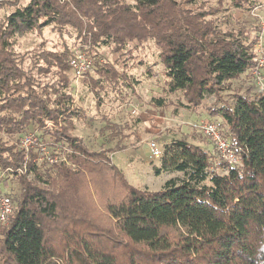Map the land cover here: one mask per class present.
Segmentation results:
<instances>
[{"label":"trees","instance_id":"trees-1","mask_svg":"<svg viewBox=\"0 0 264 264\" xmlns=\"http://www.w3.org/2000/svg\"><path fill=\"white\" fill-rule=\"evenodd\" d=\"M230 1L239 10L255 8L251 0ZM5 5L14 11L0 21V169L9 170L19 196L10 197L13 212L0 224V264H264V94H234L233 106L224 99L233 81L256 68L258 39L243 29L221 30L206 19L210 13L178 0H31L26 6L0 0ZM46 27L72 30L93 52L104 46L118 55L113 64L95 65L96 79L87 78L97 97L103 83L127 80L116 69L118 60L126 57L125 69L132 58L126 47L153 41L169 94L180 93L187 109L205 97L220 104L209 113L222 122L240 164L223 163L219 175L211 172V153L178 141L166 147L154 174L182 179L155 192L128 187L108 150L90 151L73 135L79 113L70 93V53L42 51L27 66L14 53L15 38ZM29 127L49 151L67 145L69 165L38 164L41 150L25 153L10 143ZM87 183L106 185L101 215Z\"/></svg>","mask_w":264,"mask_h":264},{"label":"rangeland","instance_id":"rangeland-1","mask_svg":"<svg viewBox=\"0 0 264 264\" xmlns=\"http://www.w3.org/2000/svg\"><path fill=\"white\" fill-rule=\"evenodd\" d=\"M3 1L4 3L17 1V6H26L31 0ZM178 1L187 9L210 13L206 19L216 23L221 30L243 29L250 40L258 39L261 43L259 48L257 45L254 47L256 62L262 59L264 35L261 34V26L264 24V0H251L255 8L250 11L234 8L230 0ZM13 11L14 8L8 5L0 8V21ZM84 45L89 46L87 43L82 44L72 30L60 33L56 29L46 27L42 31H33L15 38L12 49L25 66L31 63L32 56L42 51L57 53L68 51L70 57L77 52L87 51L93 63L92 70L78 81L73 78L71 72L69 73L72 81L70 93L79 113V119L74 120L73 135L80 137L90 151L108 150L113 165L121 170L128 187L155 192L159 191L166 181L183 178L181 173H162L159 176L154 174V169L161 166V159H153L147 146L149 141L158 144L162 156L166 147L178 141L201 147L213 155L211 172L219 175L226 172L214 146L194 128V125L200 122L219 119L209 112L218 109L220 104L213 96L205 97L199 107L187 109L182 106L183 99L180 93L169 94L163 74L164 68L158 57L159 50L153 41H148L142 46L135 42L129 44L125 51L133 49V52L125 69L123 60L126 57L118 60L116 69L119 72L126 71L127 80L132 84V88L124 83L127 80H119L117 85L103 83L104 88L99 92V97L91 89L87 78L96 79L95 65L113 64L118 55L111 47L103 46L93 52ZM139 62L143 64L140 65ZM147 69L152 75L146 72ZM260 72L264 73V68ZM248 90L252 95L264 94V90L260 91L255 87L252 70L231 83V90L224 93V99L233 106V95L245 94ZM29 137L39 141V134L33 132V127H29L22 136L18 135L11 139L10 143L21 145L22 140ZM105 186L96 187L101 189L98 195L92 183H87L86 186L88 198L93 200L99 215L104 213L99 205V199L101 196L103 198ZM4 191L16 201L19 196L16 180L5 183Z\"/></svg>","mask_w":264,"mask_h":264},{"label":"built area","instance_id":"built-area-1","mask_svg":"<svg viewBox=\"0 0 264 264\" xmlns=\"http://www.w3.org/2000/svg\"><path fill=\"white\" fill-rule=\"evenodd\" d=\"M261 34L264 35V24L261 26ZM260 43L261 42L257 43L258 48L260 47ZM86 52H77L69 60V67L76 81L83 79V77L93 68V63ZM262 68H264V53L262 54V59L259 62L257 61L256 68L252 70L255 87L260 91L264 90V73L260 72ZM135 111L136 109L134 108L133 112ZM194 128L211 142L216 154L223 163H226L229 166H238L240 164L238 154L223 134L224 127L219 119L200 122V124H195ZM19 146L25 153H29L31 150L36 152L41 150L43 154L42 157L38 159V164L45 162L50 166L51 164L60 161L67 163L65 157V152H68L67 145L54 144L51 145L52 148H50L51 151H49V149L40 144L37 139H31L29 137L28 139L22 140V144ZM147 146L153 159L158 160L162 158V150L155 141H149ZM51 152L53 156L50 155ZM67 165L69 164L67 163ZM9 173L8 169H0V224L8 223L14 209V204L10 196L4 191V185L9 180Z\"/></svg>","mask_w":264,"mask_h":264}]
</instances>
